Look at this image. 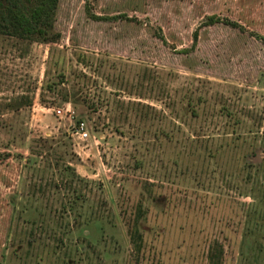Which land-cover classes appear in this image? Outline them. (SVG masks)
Segmentation results:
<instances>
[{
	"label": "rangeland",
	"instance_id": "374dc122",
	"mask_svg": "<svg viewBox=\"0 0 264 264\" xmlns=\"http://www.w3.org/2000/svg\"><path fill=\"white\" fill-rule=\"evenodd\" d=\"M55 32L0 34V264H264V0H60Z\"/></svg>",
	"mask_w": 264,
	"mask_h": 264
},
{
	"label": "trees",
	"instance_id": "16d2710c",
	"mask_svg": "<svg viewBox=\"0 0 264 264\" xmlns=\"http://www.w3.org/2000/svg\"><path fill=\"white\" fill-rule=\"evenodd\" d=\"M59 4L60 0H0V34L44 44L57 43L60 36L55 32V22ZM92 17L96 21L121 18L96 15ZM206 23L207 26L225 23L238 27V24L216 16L209 17ZM197 39L196 34L195 42ZM56 86L57 84L48 85L47 90L53 91Z\"/></svg>",
	"mask_w": 264,
	"mask_h": 264
},
{
	"label": "built area",
	"instance_id": "2783aa9c",
	"mask_svg": "<svg viewBox=\"0 0 264 264\" xmlns=\"http://www.w3.org/2000/svg\"><path fill=\"white\" fill-rule=\"evenodd\" d=\"M58 113L60 114L61 112L59 111ZM74 135L78 136L81 140H86L88 138V132L85 122L81 121L77 123V126L73 131V136Z\"/></svg>",
	"mask_w": 264,
	"mask_h": 264
}]
</instances>
